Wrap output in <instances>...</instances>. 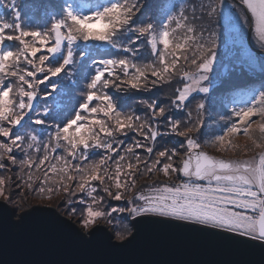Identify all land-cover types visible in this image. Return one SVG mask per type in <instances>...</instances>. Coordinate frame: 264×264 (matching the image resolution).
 <instances>
[{
  "label": "snow or ice",
  "instance_id": "1",
  "mask_svg": "<svg viewBox=\"0 0 264 264\" xmlns=\"http://www.w3.org/2000/svg\"><path fill=\"white\" fill-rule=\"evenodd\" d=\"M8 7L11 19L0 18V172L18 167L22 183L42 198L63 192L56 207L71 215L84 205L81 227L92 238L107 234L101 220L116 221L119 230L107 234L111 242L113 235L128 242L139 221L163 217L264 245V0H240L239 7L227 0L178 6L161 0H64L46 27L26 25L17 0ZM218 14L226 24L252 31L259 55L243 43L241 54L249 68L259 69L262 82L242 107L220 117L224 127L205 142L227 151L233 137L248 136L249 150L260 149L251 158L217 157L199 141L217 59ZM146 48L152 57L147 62ZM101 51L107 55L97 59ZM173 81L181 86L170 106L186 119L174 118L159 98L121 105L118 94L151 92ZM166 136L183 139L171 148L158 145V137ZM157 171L175 174L179 182L156 180L137 189L138 175ZM10 179L0 175V207L8 208L13 198L5 196ZM78 193L83 195L73 199ZM107 200L124 203L105 210ZM56 207L34 205L12 222L48 214L89 240Z\"/></svg>",
  "mask_w": 264,
  "mask_h": 264
},
{
  "label": "water",
  "instance_id": "2",
  "mask_svg": "<svg viewBox=\"0 0 264 264\" xmlns=\"http://www.w3.org/2000/svg\"><path fill=\"white\" fill-rule=\"evenodd\" d=\"M247 40L259 54L250 29ZM4 199L0 197V201ZM26 210L16 215V203L12 201H8V208L0 207V264H264L261 242L212 226L156 217L139 221L134 238L128 242L114 235L111 242L107 234L116 229H110L107 221L98 223L107 234L92 238L90 230L78 223V217L63 214L56 207L64 219L88 236L86 240L48 214L37 213L22 224L12 222L19 221ZM119 243L123 244L115 245Z\"/></svg>",
  "mask_w": 264,
  "mask_h": 264
},
{
  "label": "trees",
  "instance_id": "3",
  "mask_svg": "<svg viewBox=\"0 0 264 264\" xmlns=\"http://www.w3.org/2000/svg\"><path fill=\"white\" fill-rule=\"evenodd\" d=\"M88 2L92 4H102L104 3V0H88ZM149 2H151V0H149ZM161 2L171 3L178 6L181 3H186V4L189 3V0H161ZM63 3L64 0H17V7L21 10L22 20L25 22L26 25L46 27L49 24L50 17L52 15H58L60 13L61 5ZM8 5H9V0H0V18L7 20L11 19L12 13ZM225 38H226V31L224 33V39ZM93 43L96 44V47L98 49L100 48V45H98L95 42ZM221 44H223V41L221 42ZM248 44L249 43L247 40L246 41L247 48L251 49L255 54L258 55V53L252 49L250 44L249 45ZM218 50L220 52L222 51L224 52V49L221 48V46L219 47ZM105 55H107V53L101 51L97 55V59L103 58ZM143 57L145 59V62L151 60L152 57L150 54V49L146 48L144 50ZM239 60L240 61L235 62L234 64L231 63V68L227 69V74H225V76L223 75L219 76V78L216 81V84L213 86V89L208 96V107L205 113V126H206L205 129H207V124L209 123L214 127H219V126L224 127V123L220 121V117L230 116L232 114L231 109L233 107H242L246 102L247 94L249 93V91L252 89H258L261 85L262 81H261V74L259 72V69L256 68L255 70H253L249 68L247 60L244 56H240ZM180 86L181 85L178 81H173L171 85H164L162 87H157L153 89L151 92H130L128 97L125 98L124 100H120V102L122 107L127 109L128 107L133 106L134 101L136 100L159 98L161 102L167 108H169L171 115L174 118L186 119V115L184 112H179L175 109H172L169 103V98L172 95H174V89ZM137 111L139 112L141 111V109L137 108ZM255 127L256 125L254 126V128ZM219 132L221 131L216 130L215 132H213V135H216ZM163 141L166 143L165 147L169 145H171V147H175L179 144V142H173L170 136L167 137V140H163ZM17 170L19 171L18 167H10L6 175H8L9 172L11 171H17ZM19 173L21 176L23 175L21 172ZM137 178H139V175ZM19 179L20 177L18 176L15 180L19 182ZM82 195H83L82 193H78L77 196L74 197L73 199L78 200ZM64 198H65V194L61 192L59 195H54L53 196L54 201L49 203H52L55 206H57L60 200ZM76 207H77V214L84 211L83 205L77 204ZM58 208L63 214L65 213L67 215L75 217V215L69 214L66 207H58Z\"/></svg>",
  "mask_w": 264,
  "mask_h": 264
},
{
  "label": "rangeland",
  "instance_id": "4",
  "mask_svg": "<svg viewBox=\"0 0 264 264\" xmlns=\"http://www.w3.org/2000/svg\"><path fill=\"white\" fill-rule=\"evenodd\" d=\"M207 2V0H205ZM229 4H233L237 7H239V3L236 0H227ZM238 3V4H237ZM227 28V29H226ZM213 29L216 32V43H217V59L216 62L213 66V71L210 74L211 75V81H212V89L213 86L216 84L217 79L219 76L227 74V69L231 68V63L234 64L235 62L240 61L239 57L242 56L241 54V44L243 43L244 47L247 48L246 41L248 37V29L244 27L242 24L239 25L238 27L235 26L234 24L229 25L225 23V20L222 16L219 14L215 18V23L213 25ZM226 31V38L224 39V33ZM223 41V44L221 42ZM97 43V42H95ZM252 43L254 46L256 44L254 43L253 40V34H252ZM98 44V43H97ZM99 45V44H98ZM249 45V44H248ZM221 46V48L224 49V52H220L218 49ZM256 52V51H255ZM234 55V57H233ZM259 55V54H258ZM222 76V77H223ZM129 93L127 94H119L118 96L120 97V100H124L127 98ZM202 95V94H201ZM199 99V97H197ZM194 103L191 104L189 107L194 108ZM196 113L193 112V116H195ZM256 124H253V129ZM206 127V126H205ZM205 127L201 130V133L199 135V141L202 144L203 150L208 152L211 155H215L217 157H227V158H240V159H245V158H251L257 155V153L260 152V149H250L251 146V140L249 139L248 136L245 135H238L233 137V147L229 148L227 151L221 150L218 146L212 145L209 143H206L205 141L210 140L213 138V132L216 130L221 131V127H214L210 123L207 124V129ZM220 133V132H219ZM217 133V134H219ZM216 134V135H217ZM259 133H257V136ZM167 137H158V145H163L166 146V143L163 140H167ZM171 140L173 142H180L183 138L180 137H175V136H170ZM163 139V140H162ZM171 148V145L167 146ZM183 155V153H181ZM98 159V157H95ZM20 171H11L9 172L8 175H6L5 172H0V175H3L7 178H11L9 183L6 184L5 186V196H7L9 193H13V198L12 202L16 203V208L19 205V210H16V215L20 216V213L28 208H30L33 205H54L49 202H53L54 199L53 197L51 199H48L47 197H41L31 190H29L26 185H24L21 181V175L19 173ZM38 175V173H37ZM20 177L19 182L15 180L17 177ZM159 180L161 182H179L177 180V177L175 174H173L171 177L163 175L161 172L157 171L155 176L152 175H143L139 176L137 178V189H139L142 185L152 183L153 181ZM102 194V193H101ZM5 198V197H3ZM51 200V201H48ZM18 202V204H17ZM90 202V201H89ZM123 201H113V200H107L104 207L105 210L107 209V205H112V206H118V205H123ZM99 207V206H97ZM59 209V208H58ZM83 210L84 205H83ZM78 217V223L81 224V217L79 214L75 215ZM107 221L109 228L110 229H116L118 231L119 229L115 228L113 226V223L116 221L114 220L113 222H109L108 220H101L98 221L97 223Z\"/></svg>",
  "mask_w": 264,
  "mask_h": 264
},
{
  "label": "clouds",
  "instance_id": "5",
  "mask_svg": "<svg viewBox=\"0 0 264 264\" xmlns=\"http://www.w3.org/2000/svg\"><path fill=\"white\" fill-rule=\"evenodd\" d=\"M98 29H99V26H98Z\"/></svg>",
  "mask_w": 264,
  "mask_h": 264
}]
</instances>
